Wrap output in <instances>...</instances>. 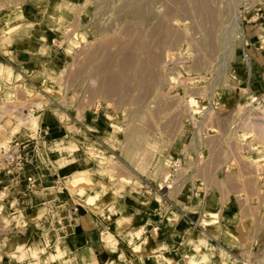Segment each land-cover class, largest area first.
I'll return each instance as SVG.
<instances>
[{"label":"rangeland","instance_id":"374dc122","mask_svg":"<svg viewBox=\"0 0 264 264\" xmlns=\"http://www.w3.org/2000/svg\"><path fill=\"white\" fill-rule=\"evenodd\" d=\"M33 6L43 15L30 27ZM259 9L264 12V0H0V57L18 81L0 79V142L12 138L9 146L21 144L31 157L23 166L0 150V264H28L17 262L19 248L45 242L46 232L54 241L71 238L78 214L90 213L95 223L114 199L127 211L135 199L145 202L131 222L143 216L159 222L153 234L161 239L164 228L170 238L162 255L167 264H193L202 249L192 242L204 233L212 239L209 264L221 260L222 250L234 264H264V111L249 101L264 99V91L251 90V47L264 43L251 24ZM43 41L54 57L35 53ZM24 49L39 63L17 65L13 54ZM23 74L32 82H19ZM36 104L41 128L28 140L21 128L12 129L37 112ZM48 114L56 127L42 124ZM71 144L78 149L63 148ZM172 159L181 166L165 189ZM72 163L73 170L60 171ZM31 175L41 189L64 188L53 203L66 206H54L47 191H31ZM82 188L85 195L73 194ZM227 209L235 212L233 227L221 220ZM21 212L26 223L14 227L9 219ZM101 220L115 232L125 227ZM37 221L45 227L35 230ZM143 241L140 248L121 246L156 252L152 238ZM65 251L77 257L74 249ZM55 252L49 245L40 264ZM120 257L107 252L101 264H131Z\"/></svg>","mask_w":264,"mask_h":264},{"label":"bare ground","instance_id":"6f19581e","mask_svg":"<svg viewBox=\"0 0 264 264\" xmlns=\"http://www.w3.org/2000/svg\"><path fill=\"white\" fill-rule=\"evenodd\" d=\"M59 18L63 19V17H61V16H59ZM28 25L30 27H35L38 24L36 22H34V21L33 22L29 21ZM40 27H42V26L40 25ZM259 32H260L259 35L262 36V40L264 41L262 32L260 30H259ZM29 37H30V42L31 43H35V41L39 39L37 37V35H33V34L31 36H29ZM18 40L21 41V43H27L26 41H24V39L22 37L20 38V35L18 36ZM22 40H23V42H22ZM34 51L39 56H47L49 58L50 57H54V54H53V52L51 50L50 45L48 43L44 42V41L42 42L40 47H38L36 49L34 48ZM14 74H15L14 68L8 63V61H6L2 57H0V79L2 81H5L6 84H8V85H13L14 82H18L16 80ZM42 74H44V73H42ZM20 81H22L24 83L32 82L30 77H28L25 74H23V76L21 77L19 82ZM249 101L251 103V106L255 107L256 110L264 111V99L263 98H259V97L257 98L256 96H252L251 98H249ZM40 110H41V104L40 105L36 104V111L37 112H34L35 110L30 112L28 114V116H26V118L22 122L17 124L18 126L16 128L14 127L12 130H14V132L16 133V130H18L20 132L19 128H21L22 132L25 133V138L26 139L35 140L36 137H37V133H38V131L41 128V120H42L41 117L42 116H41ZM255 127H256V125H255ZM255 127H253V128H255ZM258 128H263V125H262V127H258ZM258 128L256 130H258ZM260 130L263 131L264 129H259V131ZM10 134H13V133L10 132ZM4 136H6V134ZM6 138H4L5 140H3L2 142H0V146H1L0 150H3V151H5L7 153L6 154L7 160L13 161L14 157H16V155L18 153L19 146L21 144L19 146L17 145L15 147H13V146L11 147V146H9L8 141L12 140V138L9 139V140H8V137H6ZM103 145H104V142H103ZM100 147L104 148L102 146V144H101ZM63 148H68L71 151H73L75 149H78L76 144H71V145H68L66 147L64 146ZM61 149H62V147H61ZM61 149L60 148H58V149L56 148V150H61ZM50 150H52V149H50ZM89 153H92V152H89ZM258 153L259 154H263L262 151H258ZM174 161H177V163H179V167L176 170V171H179V168L181 166L180 165L181 161L177 160V159H175V160L172 159L170 166H172L174 164ZM106 163H108V162H106ZM174 172L175 171H172V170L170 172H168V174L165 176V179L167 180L169 177H172ZM6 188L7 189H11L12 188L11 184H8V186ZM29 188L33 192L37 190V188L32 189L30 185H29ZM133 190L140 191L138 188H135V187L133 188ZM73 194L77 195V196H79V195L83 196V195L86 194V191H85V189L82 188V189H79L78 191H75V193H73ZM177 211L180 214H182L181 213L182 210L180 208ZM126 212H127V207H126L125 203L123 201H121V200L114 199L111 202H108L105 206L101 207L100 211L98 212L99 215H96L95 224L100 230L99 232H100L101 240H102V243H103L106 251H108V252H112L113 250L117 251L118 254L125 261L127 259V260L130 261L131 264H167L165 259L162 257V255L165 254L166 252H168L171 249V242H170L169 236H164V234H165L164 228H162V232H161L162 237H161V239L156 240V247L155 248L151 247L153 250H156V252L153 251V253L147 254V255H142L140 253V255H138L137 253H134L133 251L132 252H128L127 249H125V247L121 246V244L129 245V246H132V248H133L134 245H135L134 247H137L136 245H138L143 240L148 241V240H151V238H155V236L153 234V232L155 230V227H154L155 223L153 221L147 220V222L145 224H143L142 226L137 227L136 229H131L130 225L132 224V222H127L125 224V227L122 230H120L119 232L116 233L115 231H113L112 229L108 228L103 223L104 220L103 221L101 220L103 218V219H106V220H109V221H112V220L118 221V220H120V218ZM24 219H25L24 213L21 212L19 214H13L10 217L9 222H11L14 225V227H17L18 223H22V224L26 223V221ZM46 221H47V219H46ZM42 225H43V223L41 221H37L36 225H35L36 226L35 230L43 228L44 225L43 226ZM70 227H71V229H70L69 235L72 236L74 234L75 227L73 225H71ZM190 231L191 230H187L186 232H181V233H184V236L186 237L187 235H189ZM34 233H35V235H38L36 233V231H34ZM204 234L205 235L202 234L199 237H197V239L193 241L194 243L192 242V245L194 244L198 250L202 249V252L200 251L199 253H197L195 255V257L193 259V264H209V261H210L209 258L212 257V255H210L211 252L209 251V248H208V242L212 240L211 237H210L211 235L209 236L206 233H204ZM42 236L46 237L45 242H43L42 240H37L36 239V240L31 241V242H29L27 244V246L25 248L26 250L23 251V250H21V248H19V250H17L15 252L14 256L15 257L17 256V258H16L17 262L23 263L24 260L28 259L29 260L28 264H40L41 263V258L39 256L40 253H45L46 252V248L49 245L54 244L56 252L55 253L45 254V257L42 258L44 260V263H42V264H52V263L54 264L57 261H59V264H79V262L76 260L77 257L75 256V254H74V256H72L70 258L65 257L66 256V254H65L66 251L65 250H67V249L73 250L69 246L67 239H65V241H63L62 239L61 240L60 239L57 240L58 242L54 241V240L51 239V237L49 235V232H46V233L42 234ZM51 248H53V247H51ZM137 248H140V246L137 247ZM145 249H146V247H145ZM221 254H223V255H221V260L217 261L215 264H234L235 263V262L232 261V257H227V256H230V255H228L224 250H222Z\"/></svg>","mask_w":264,"mask_h":264},{"label":"crops","instance_id":"0c3cea01","mask_svg":"<svg viewBox=\"0 0 264 264\" xmlns=\"http://www.w3.org/2000/svg\"><path fill=\"white\" fill-rule=\"evenodd\" d=\"M72 1L78 4V2H80L81 0H72ZM29 12H33L31 13V15L33 16L34 22H38L40 18H42L43 10L37 9L33 6V8ZM42 34H43L42 37L46 35L45 33H42ZM251 57H252V66H253V72H252V77H251V81H253V84L251 86V90L256 92L257 94L259 92L264 91V43L263 42L255 41V43L251 47ZM13 59L17 65L26 66V65L32 64L33 62H35V60H37V64H38L41 58L35 56L32 52H30V50L24 49V50H19L15 52L13 54ZM42 124L48 127H51V126L56 127L58 122H56L53 116H50L48 114L44 117V121L42 122ZM94 126L96 128V126L99 127L100 125L97 124ZM73 166H74V163L64 167L60 171H63L68 168L69 170H73ZM46 181L50 182L49 179H47ZM36 183H37L38 190L40 189L42 193L47 191L46 194L47 195L49 194V197H50L49 200H51V203L54 206H57V208L62 206V204L66 206L67 203L65 201H59L57 203L56 202L53 203L56 198L57 199H59L58 197L63 198V195H61L65 193V191L63 190L64 189L63 187H62L63 189L61 190L60 189L61 187L58 188L57 186V190L52 191V190H55L56 187L53 186V187H46V188L41 189L38 187L39 186L38 178H36ZM145 206H146L145 202L139 199H135L132 205L128 204V211L120 218V220L117 221L118 224L121 226H124L127 222H131L134 219L138 218V216H140L139 215L140 213L142 214L143 212H145L144 210ZM234 213L231 209L225 210L221 214L222 215L221 220H226L228 224L232 226V224L234 223V217H235ZM77 217L79 219V224L76 226L75 233L72 235L71 238L67 237L70 247L74 249L75 252L77 253V257H78L80 264H101L104 261V258L108 251H106L102 243V240L100 238L101 237L100 232L98 228L96 227L91 214L88 212L80 213L78 214ZM147 220L153 221L155 225L159 223L148 217L143 216L137 223L132 224L131 227L142 226L143 224L147 222ZM107 227H109L110 229L114 231L113 224ZM119 231H116V233ZM152 240H153L152 241L153 245H151V247L155 248L156 238H152ZM124 247L125 249H127L126 246ZM127 251L132 252L129 249H127ZM137 254L140 255V252H138ZM141 254L147 255L151 253H147V254L141 253Z\"/></svg>","mask_w":264,"mask_h":264},{"label":"built area","instance_id":"2783aa9c","mask_svg":"<svg viewBox=\"0 0 264 264\" xmlns=\"http://www.w3.org/2000/svg\"><path fill=\"white\" fill-rule=\"evenodd\" d=\"M261 11H262V9H259L257 12H254L252 20H251V24L256 25V26L258 25L257 27L262 32L263 38H264V12H261ZM52 43L54 45H56V40H53ZM16 158L20 163H22L23 166H25V165L27 166V165L31 164V163H29V159H31V157H29V155H27L24 151H22L20 149L18 150ZM178 167H179V163H177V161H174V164L172 165V171L177 172L176 170ZM174 173H173V175H174ZM173 175H172V177H169L167 179V181H165V186L163 188L170 189L169 182H171V178H173ZM27 182L31 186L32 189L37 188L36 178L34 176H32V175L29 176L27 178Z\"/></svg>","mask_w":264,"mask_h":264}]
</instances>
